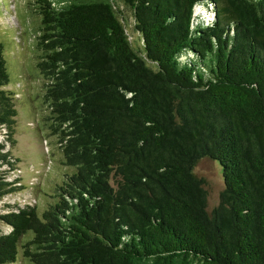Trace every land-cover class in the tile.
I'll use <instances>...</instances> for the list:
<instances>
[{"label":"trees","instance_id":"1","mask_svg":"<svg viewBox=\"0 0 264 264\" xmlns=\"http://www.w3.org/2000/svg\"><path fill=\"white\" fill-rule=\"evenodd\" d=\"M119 1L141 48L115 0L25 3L65 171L0 206V264H264V0ZM10 83L0 40L1 201L26 189ZM203 159L224 181L211 211Z\"/></svg>","mask_w":264,"mask_h":264},{"label":"rangeland","instance_id":"2","mask_svg":"<svg viewBox=\"0 0 264 264\" xmlns=\"http://www.w3.org/2000/svg\"><path fill=\"white\" fill-rule=\"evenodd\" d=\"M115 1L124 12V23L130 41L135 47L141 48L142 38L135 30V20L131 11L119 0ZM26 2L29 0H0V40L5 45L7 71L11 81L9 87L19 93L16 108L18 116L13 133L15 145L11 152L20 161L17 167L23 179L22 185L26 187L14 197L9 195L6 199L0 200V206L12 203L14 199L20 204L32 200L40 201L37 190L42 187L45 191L43 193H46L50 187L47 184L48 180H54L65 171L62 169L59 175L57 172L59 169L55 168L52 171L50 160L57 156L58 151L54 145L55 138L49 129L40 130L44 122L41 118L48 114L42 99L46 80L37 65L39 62L37 54L41 53L33 48L35 30L39 27L40 20L38 15L30 10L35 7L29 5L30 9H27ZM199 16L205 17L208 22L214 18L211 10L207 12L202 6H196L194 17ZM195 173L206 182L208 208L211 211L220 203L224 190L220 165L210 159H203L196 166ZM9 232L10 228L0 221V233ZM31 236L29 233L26 239Z\"/></svg>","mask_w":264,"mask_h":264},{"label":"built area","instance_id":"3","mask_svg":"<svg viewBox=\"0 0 264 264\" xmlns=\"http://www.w3.org/2000/svg\"><path fill=\"white\" fill-rule=\"evenodd\" d=\"M212 14H213V16H215V13H213V11H212Z\"/></svg>","mask_w":264,"mask_h":264}]
</instances>
